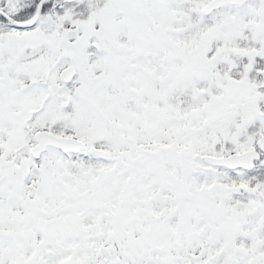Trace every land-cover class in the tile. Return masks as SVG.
Returning <instances> with one entry per match:
<instances>
[{"label": "snow or ice", "instance_id": "snow-or-ice-1", "mask_svg": "<svg viewBox=\"0 0 264 264\" xmlns=\"http://www.w3.org/2000/svg\"><path fill=\"white\" fill-rule=\"evenodd\" d=\"M0 264H264V0H0Z\"/></svg>", "mask_w": 264, "mask_h": 264}]
</instances>
